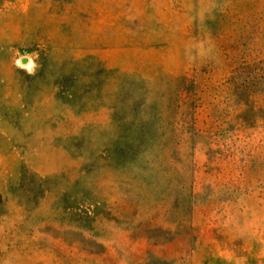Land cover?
<instances>
[{"label":"rangeland","instance_id":"rangeland-1","mask_svg":"<svg viewBox=\"0 0 264 264\" xmlns=\"http://www.w3.org/2000/svg\"><path fill=\"white\" fill-rule=\"evenodd\" d=\"M0 264H264V0H0Z\"/></svg>","mask_w":264,"mask_h":264},{"label":"water","instance_id":"water-1","mask_svg":"<svg viewBox=\"0 0 264 264\" xmlns=\"http://www.w3.org/2000/svg\"><path fill=\"white\" fill-rule=\"evenodd\" d=\"M22 62H23V63H26V60H25V59H23V60H22Z\"/></svg>","mask_w":264,"mask_h":264},{"label":"clouds","instance_id":"clouds-1","mask_svg":"<svg viewBox=\"0 0 264 264\" xmlns=\"http://www.w3.org/2000/svg\"><path fill=\"white\" fill-rule=\"evenodd\" d=\"M29 68H31V64L29 65ZM30 74H31V72H30Z\"/></svg>","mask_w":264,"mask_h":264}]
</instances>
